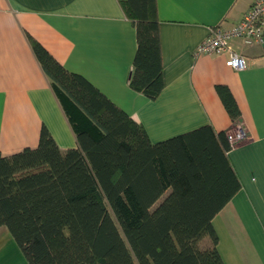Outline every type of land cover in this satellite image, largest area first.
<instances>
[{
	"label": "trees",
	"instance_id": "obj_1",
	"mask_svg": "<svg viewBox=\"0 0 264 264\" xmlns=\"http://www.w3.org/2000/svg\"><path fill=\"white\" fill-rule=\"evenodd\" d=\"M118 1L136 29L129 86L155 100L164 88L157 0ZM29 42L78 146L61 150L43 127L36 148L0 152V229L28 264H224L213 219L241 188L230 131L207 125L152 143L85 77ZM216 90L240 126L231 91Z\"/></svg>",
	"mask_w": 264,
	"mask_h": 264
},
{
	"label": "crops",
	"instance_id": "obj_2",
	"mask_svg": "<svg viewBox=\"0 0 264 264\" xmlns=\"http://www.w3.org/2000/svg\"><path fill=\"white\" fill-rule=\"evenodd\" d=\"M254 2L157 0L164 88L151 100L129 86L136 29L118 0H0V152L36 148L43 127L61 150L78 146L29 37L141 124L152 143L207 125L235 132L216 90L225 85L248 139L228 153L241 188L213 219L218 250L224 264H264V41H230L243 70L226 65L229 51L196 55L212 29L232 28ZM0 264H28L6 228Z\"/></svg>",
	"mask_w": 264,
	"mask_h": 264
},
{
	"label": "built area",
	"instance_id": "obj_3",
	"mask_svg": "<svg viewBox=\"0 0 264 264\" xmlns=\"http://www.w3.org/2000/svg\"><path fill=\"white\" fill-rule=\"evenodd\" d=\"M232 39H241L246 45L261 44L264 41V0H255L243 19L232 28L212 29L210 35L198 47L196 55H213L229 51L230 57L226 65L235 70H243L246 68V60L240 54L231 51L230 41ZM247 139L248 134L241 125L235 132L228 133L232 148Z\"/></svg>",
	"mask_w": 264,
	"mask_h": 264
}]
</instances>
